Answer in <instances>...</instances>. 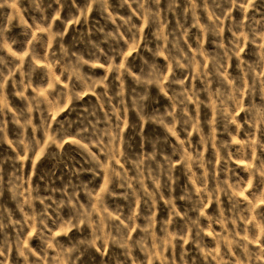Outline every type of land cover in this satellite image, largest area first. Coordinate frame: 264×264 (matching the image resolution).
I'll list each match as a JSON object with an SVG mask.
<instances>
[{"label":"rangeland","instance_id":"rangeland-1","mask_svg":"<svg viewBox=\"0 0 264 264\" xmlns=\"http://www.w3.org/2000/svg\"><path fill=\"white\" fill-rule=\"evenodd\" d=\"M0 264H264V0H0Z\"/></svg>","mask_w":264,"mask_h":264}]
</instances>
